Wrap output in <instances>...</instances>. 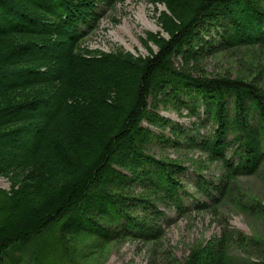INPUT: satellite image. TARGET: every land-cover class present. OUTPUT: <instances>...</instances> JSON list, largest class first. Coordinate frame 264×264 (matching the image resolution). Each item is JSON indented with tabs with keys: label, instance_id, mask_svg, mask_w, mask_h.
Wrapping results in <instances>:
<instances>
[{
	"label": "trees",
	"instance_id": "obj_1",
	"mask_svg": "<svg viewBox=\"0 0 264 264\" xmlns=\"http://www.w3.org/2000/svg\"><path fill=\"white\" fill-rule=\"evenodd\" d=\"M116 1L0 0V174L20 177L0 188V264H16L13 249L36 245L37 261L44 250L65 248L67 234L151 241L156 204L184 210L177 176L185 168L148 152L159 139L151 126L170 124L150 109V98L184 94L181 104L192 111L204 106L215 128L194 145L224 169L219 184H198L208 197L228 195L238 176L264 162V0H154L166 7L158 22L167 37L148 34L146 56L83 43L101 9ZM207 27L216 34L211 41L201 36ZM241 48L244 67L234 77L188 67L206 50ZM139 206L148 215H137ZM113 224L122 232L107 228ZM43 233H52L49 244ZM231 242L241 252L264 250V236L223 231L174 264H240ZM250 264H264V251Z\"/></svg>",
	"mask_w": 264,
	"mask_h": 264
},
{
	"label": "rangeland",
	"instance_id": "obj_2",
	"mask_svg": "<svg viewBox=\"0 0 264 264\" xmlns=\"http://www.w3.org/2000/svg\"><path fill=\"white\" fill-rule=\"evenodd\" d=\"M101 11L102 16L95 27L83 38V43L88 48L105 52L124 50L135 56H146L149 52L144 41L148 34L167 37L158 22L161 12H166V7L161 2L117 0L113 7H103ZM215 35L210 27L201 31V36L209 41ZM147 43L153 52L157 51L154 42ZM244 54V48L215 53L206 50L197 60H189L188 67L195 75L204 73L208 76L223 74L234 77L244 67L241 62ZM261 60L259 63L264 67V59ZM173 61L176 66L181 65L179 57ZM179 99L165 102L150 98V109L169 119L170 124L163 129L151 126L159 139H152L148 152L157 159L174 160L185 168L177 176L185 190L184 210L179 212L156 204L155 209L160 213L155 225L158 233L156 239L146 241L121 235L105 239L93 234H67L65 245L68 253L64 252L66 247H61L62 251L55 246L41 252V256L35 261L31 256L33 250L39 247L36 245L23 250L13 249L9 261L16 264H174L175 261L183 262L194 247L219 237L223 231L227 234L242 233L254 238L264 236L261 212L264 207V162L256 173L238 176L234 180L236 186L228 195L220 197L214 194L211 198L201 192L198 184H219L224 171L220 161L209 159L202 149L194 145L195 140L201 141L209 137L215 125L204 114L203 105L195 106L192 111L191 106L181 104V101L188 103L186 95H180ZM142 125L149 126L145 121ZM178 129L183 131V136H178ZM231 151L227 150V156ZM19 178L14 173L0 174V188L10 190L13 181ZM136 189V193L140 191L139 188ZM238 203L247 206L242 209L237 206ZM136 214L148 215L141 206L137 208ZM107 228L122 232L117 224ZM48 235L52 233L40 235L47 244L51 241ZM229 248L240 264H250L260 251H264H254L247 247L245 250L241 248L242 253L233 242Z\"/></svg>",
	"mask_w": 264,
	"mask_h": 264
}]
</instances>
